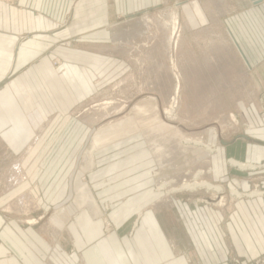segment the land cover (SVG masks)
<instances>
[{"label": "rangeland", "instance_id": "rangeland-1", "mask_svg": "<svg viewBox=\"0 0 264 264\" xmlns=\"http://www.w3.org/2000/svg\"><path fill=\"white\" fill-rule=\"evenodd\" d=\"M0 1L13 5L17 0ZM262 4L264 0H168L159 7L122 16L112 28L116 42L111 47L124 56V72L121 62L119 70H114L118 76L113 73L111 83L71 111L80 133L86 129L89 133V138L78 144L79 154L74 157L77 180L84 186V170L93 166L89 156L93 157L95 151L137 133L158 160L160 170L155 174L164 201L174 196L193 205H207L208 209L218 207L229 215L230 204L240 199L245 214L247 207L257 213L258 205L247 203V197L264 199ZM229 37L243 46H248L246 42L260 46L249 64L237 58ZM71 47L69 41L57 45L63 50ZM51 63L55 68L60 66L59 59ZM45 127L46 124L36 125L32 143ZM29 146L24 153L29 154ZM215 151L221 154L224 166L234 167L240 175L238 179L231 182L227 175L221 185L211 180V156ZM24 157L25 154L17 156L14 162L0 159L1 238L6 240L8 231H12L18 244L25 243L27 250L40 238L47 245L41 264H82L71 233L74 227L80 231V220H76L90 206L87 189L75 180V186H63L62 194L57 192L59 196L54 200L48 188L34 183L22 186L28 179L22 170ZM253 170L257 173H249ZM186 183L191 190L183 189ZM204 184L211 187L207 189ZM91 206L93 221L101 230L96 242L114 233L122 235V229L106 218L107 204ZM241 215L245 216L239 213V223L243 222ZM257 226L239 230V252L228 241L225 263L264 264V225ZM29 228L34 230L30 235ZM25 233L28 236L24 242ZM249 236L251 240L258 239L263 251H250ZM55 244L59 251H55ZM29 250L28 255L37 256ZM13 256L5 251L0 261Z\"/></svg>", "mask_w": 264, "mask_h": 264}, {"label": "crops", "instance_id": "crops-1", "mask_svg": "<svg viewBox=\"0 0 264 264\" xmlns=\"http://www.w3.org/2000/svg\"><path fill=\"white\" fill-rule=\"evenodd\" d=\"M167 1L17 0L13 5L0 1V159L14 162L15 157L25 154L22 170L28 179L22 186L34 183L48 188L54 200L58 193L62 194L63 186H75V180L83 186L75 176L77 164H73L79 154L78 144L89 138V133L87 129L80 133L71 111L111 83L121 62L124 72L123 54L120 57L111 47L116 42L112 28L122 16L159 7ZM63 41L71 42L72 47L58 49ZM229 43L237 58L248 64L256 48L260 49L252 42L251 46L248 42L243 46L233 37H229ZM53 59L60 60L59 67L52 65ZM245 69L250 72L248 67ZM38 124L46 127L32 143ZM143 141L135 133L103 146L94 152L93 166L84 170L83 187L91 203L76 220H80V231L74 227L71 233L73 245L81 253V263L227 264L228 241L239 252V230L264 225L263 197H247V203L258 205L257 213L247 207L245 214L237 199L230 204L229 215L218 207L208 209L207 205H193L174 196L164 201L155 174L160 170L158 160ZM28 146L31 150L26 154ZM220 155L212 153L211 180L221 185L227 175L231 182L240 175L234 167L224 166ZM94 204L108 205L106 218L122 229V235L114 233L96 242L101 230L93 221ZM240 212L245 215H241L242 223ZM33 231L29 228L28 235ZM27 233L22 235L24 242ZM224 236H228L226 242ZM37 240L39 243L28 249L37 256L28 255L26 244H18L12 231H8L6 240H1L0 256L5 251L15 256L0 264H41L47 245ZM248 241L250 251H263L258 239L251 240L249 236ZM56 247L57 244L55 251H59Z\"/></svg>", "mask_w": 264, "mask_h": 264}, {"label": "bare ground", "instance_id": "bare-ground-1", "mask_svg": "<svg viewBox=\"0 0 264 264\" xmlns=\"http://www.w3.org/2000/svg\"><path fill=\"white\" fill-rule=\"evenodd\" d=\"M175 23H177V20L176 19H174V25H175ZM42 130H43V128H41L40 129V132L39 133H41L42 132ZM94 148V147H93ZM91 151V150H90ZM90 153V152H89ZM92 153V152H91ZM89 164H90V166H92L93 165V157H92V155H90L89 156ZM251 167V166H250ZM252 168V167H251ZM250 170V169H249ZM187 185L186 186H184V188L183 189H187V190H191V187L190 186H188L189 184L188 183H186ZM19 185V184H18ZM205 185V184H204ZM206 186V188L208 189V188H210L211 186H209V185H205ZM215 190V189H214ZM237 196H239L238 194H237ZM22 201V199L19 201V203ZM36 223V222H35ZM33 224V223H32ZM30 226V225H29Z\"/></svg>", "mask_w": 264, "mask_h": 264}, {"label": "water", "instance_id": "water-1", "mask_svg": "<svg viewBox=\"0 0 264 264\" xmlns=\"http://www.w3.org/2000/svg\"><path fill=\"white\" fill-rule=\"evenodd\" d=\"M258 1V0H257ZM257 3V2H256Z\"/></svg>", "mask_w": 264, "mask_h": 264}]
</instances>
